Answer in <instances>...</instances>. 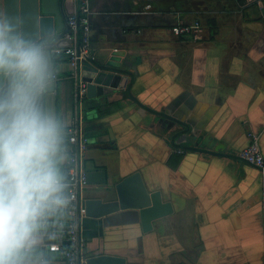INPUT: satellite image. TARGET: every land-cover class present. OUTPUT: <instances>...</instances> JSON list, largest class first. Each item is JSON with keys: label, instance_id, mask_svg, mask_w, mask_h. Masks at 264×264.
Here are the masks:
<instances>
[{"label": "crops", "instance_id": "1", "mask_svg": "<svg viewBox=\"0 0 264 264\" xmlns=\"http://www.w3.org/2000/svg\"><path fill=\"white\" fill-rule=\"evenodd\" d=\"M89 7L90 51L123 49L134 72L132 93L189 120L224 154L170 146L160 118L141 114L130 99L121 107L92 106L96 102L82 94V135L90 138L93 131L116 147L91 142L81 151L88 177L81 197L112 198L117 181L139 170L148 189L160 190L174 210L150 231L142 230L133 209L84 216L81 246L140 264H264V172L237 157L252 133L259 134L264 155V0H91ZM58 9L65 30L73 1L58 0ZM196 20V39L171 31L176 23ZM56 37L55 87L44 104L66 124V176L68 129L77 123V104L71 66L60 50L67 42ZM98 187L107 190L97 194ZM65 228V212L42 227L31 264H65L63 253L52 248L64 241Z\"/></svg>", "mask_w": 264, "mask_h": 264}, {"label": "clouds", "instance_id": "2", "mask_svg": "<svg viewBox=\"0 0 264 264\" xmlns=\"http://www.w3.org/2000/svg\"><path fill=\"white\" fill-rule=\"evenodd\" d=\"M53 39L28 38L0 10V264H31L42 227L72 200L66 124L44 104L55 87Z\"/></svg>", "mask_w": 264, "mask_h": 264}, {"label": "water", "instance_id": "3", "mask_svg": "<svg viewBox=\"0 0 264 264\" xmlns=\"http://www.w3.org/2000/svg\"><path fill=\"white\" fill-rule=\"evenodd\" d=\"M0 10L6 12L9 16L19 17L22 22V30L28 38L42 40L48 36L54 37L49 45L50 54L53 45L59 47L57 35L60 36L59 40H66V46L71 44L69 39L63 38L64 18L58 9V0H0ZM75 69V81L72 79L77 104L78 155H80L79 141L81 134V85L85 98L96 102L92 106L101 103L114 104V106L121 107L124 99H130L139 107L141 114L150 113L153 115V121H156L157 117H159V120L164 123L161 135L174 148H180L184 151H202L216 155L224 154L218 146L212 147L214 138H209L204 133L194 131L189 120L174 117L167 113L165 109L148 106L132 93L134 72L132 71L130 60L125 58L123 49L107 45L102 46L97 55L93 54V56L79 59ZM91 134L90 138L87 137L86 147L91 142L97 148L116 147V143L102 142L106 138L97 137L93 131ZM237 157L250 163L240 155ZM252 165L258 167L257 165ZM106 190V188L100 187L95 189L97 194ZM114 190L115 196L112 198H104V196L100 195L83 198L79 193V203H82L85 209L84 216L100 218L119 210L133 209L137 213L142 230L150 231L155 220L172 213L174 210L172 201L165 200L160 190L148 189L139 170L132 171L122 177L114 185ZM78 263L140 264L128 262L122 255L111 253L90 254L86 247L81 246L80 232L78 238Z\"/></svg>", "mask_w": 264, "mask_h": 264}, {"label": "built area", "instance_id": "4", "mask_svg": "<svg viewBox=\"0 0 264 264\" xmlns=\"http://www.w3.org/2000/svg\"><path fill=\"white\" fill-rule=\"evenodd\" d=\"M73 9L69 12L66 19V29L63 32V38L69 39V46L60 48L67 56V60L71 66L69 77L76 78V63L79 59L93 56L90 51L89 37V14L91 0H72ZM149 6V5H147ZM171 31L179 36H192L194 39L199 37L201 25L198 20L192 23H176L171 26ZM83 94V87L80 89ZM70 143L68 148L67 159V174L66 179L69 185L68 191L71 194L72 200L70 207L65 211L66 228L65 239L52 245L54 250H59L63 253L65 264L78 263V238L80 220L84 217V206L79 203V193L82 186L88 183L87 173L81 167V151L86 148L88 138L86 135L80 134L79 149L77 151V123L68 129ZM259 134L252 133L250 143L242 149L239 155L246 161L257 165L264 172V155L260 149ZM83 262V260H82ZM83 264V263H82Z\"/></svg>", "mask_w": 264, "mask_h": 264}]
</instances>
